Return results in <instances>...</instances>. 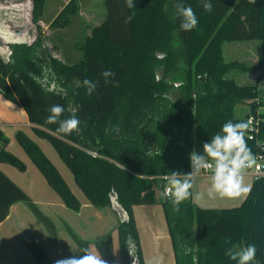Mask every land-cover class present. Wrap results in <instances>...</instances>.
<instances>
[{
	"label": "trees",
	"instance_id": "trees-1",
	"mask_svg": "<svg viewBox=\"0 0 264 264\" xmlns=\"http://www.w3.org/2000/svg\"><path fill=\"white\" fill-rule=\"evenodd\" d=\"M30 2L31 24H36L45 0ZM131 2L135 8L130 9L125 0H104L105 19L84 40L79 48L82 60L74 65L54 56L40 34L30 41L24 6H0V95L24 108L34 133L55 149L91 206L112 210L116 204L123 211L125 219L116 229L120 264H132L126 244L129 235L135 240L139 264H144L133 209L154 205L164 212L176 264H194V256L195 264H239V258L233 260L226 253L252 244L257 252L250 264H264V178L253 182L246 200L235 209L203 210L190 198L176 212L162 196L171 173L183 179L191 172L190 153L194 149L203 153V143L215 134L223 136L222 126L229 121L259 119L257 134L252 137L248 130L245 139L253 154L262 152L264 75L247 85L228 78L230 72L250 73L256 68L226 62L223 46L264 43V0ZM204 3L212 4L211 12L204 11ZM188 5L199 24L184 32L177 6ZM106 72L114 75L105 77ZM171 75L179 87L169 81ZM88 88H93L91 95ZM57 104L63 112L55 123H47L53 115L51 107ZM239 105L247 109L243 118L236 116ZM73 114L81 122L79 132H60L61 123ZM17 141L65 207L79 212V201L42 151L23 134L17 135ZM0 142L7 143L1 132ZM149 149L153 156L146 155ZM2 164L25 171L3 147ZM19 203L28 205L54 233L52 223L0 170V225ZM24 244L36 264H52L34 238ZM79 244L84 255L88 243ZM95 247L106 263L114 260L111 236Z\"/></svg>",
	"mask_w": 264,
	"mask_h": 264
},
{
	"label": "rangeland",
	"instance_id": "rangeland-1",
	"mask_svg": "<svg viewBox=\"0 0 264 264\" xmlns=\"http://www.w3.org/2000/svg\"><path fill=\"white\" fill-rule=\"evenodd\" d=\"M11 4L24 6L27 25L25 34H29L30 41H34L40 34L41 39L50 48L52 54L68 65H74L82 60V54L79 50L80 46L87 37L91 36L92 31L103 23L106 15L104 0H45L41 17L36 24H31L32 8L30 0H0V6ZM64 11H67V13H64ZM223 52L226 62H237L248 69L256 68L254 72L250 73L230 72L228 78H234L239 85L254 83L259 75H264V43H227L223 46ZM259 65L263 66L258 68ZM157 76L158 78L162 77V70L158 71ZM173 77L171 75L169 81L179 87L180 82ZM0 99H2L3 103H8L11 107H14L4 97ZM1 107L0 105V132L7 143L3 146L0 142V150L3 147L5 152L17 158L24 165L25 171L21 172L7 164L1 165L0 169L18 187L23 188L28 194L33 196V199H31L32 203L52 223L54 228V233H50L34 216L29 206L24 204L29 212V219L25 220L24 228L21 229L24 232V236H27L26 239L28 237L37 238L41 245L38 244L43 251L46 250L52 258L62 259L63 257L71 256L74 250L80 251L78 256H81L82 249L79 243H88L89 252L99 256L95 244L111 236L117 246L116 260L114 258L111 263L107 264H120L116 232L119 222L117 221L116 227L112 228L111 221L106 216H103L102 220H100L95 217V212L91 214L82 212L81 208L87 202V199L76 185L72 173L62 162L55 149L48 141L38 137L31 127L28 128L26 126L21 113L18 112L20 115H16L13 118L9 111ZM14 109L16 112L17 109ZM246 113L247 109L244 105H239L236 108V116L238 118H243ZM18 134L25 135L42 151L58 171L71 193L79 201L81 212L65 210L64 214L62 210L58 209L54 200L59 201V196L48 186L40 171L18 143ZM250 180L253 183L254 179L250 178ZM39 184H43L45 191L48 190L50 191L49 193H52L50 194L53 195L52 199L46 197L47 194L44 193V190L41 192ZM223 208L228 209V207ZM100 227L107 230L104 236L99 232ZM140 232L142 239L140 241L141 249L143 248V254L149 264L155 251L153 235L142 224L140 225ZM161 240L162 264H176L173 244L167 235L163 210ZM242 249V247H237L235 252H240Z\"/></svg>",
	"mask_w": 264,
	"mask_h": 264
},
{
	"label": "clouds",
	"instance_id": "clouds-1",
	"mask_svg": "<svg viewBox=\"0 0 264 264\" xmlns=\"http://www.w3.org/2000/svg\"><path fill=\"white\" fill-rule=\"evenodd\" d=\"M249 3L255 4L256 0H248ZM128 7L135 8L131 0H125ZM203 9L206 12L212 11L211 3H204ZM177 14L183 17L181 29L184 32H190L199 24L193 8L188 6H177ZM131 20V16L128 17ZM105 77L114 75V73H103ZM107 82V80H106ZM85 83H89L85 81ZM94 87V86H93ZM93 88H88L87 93L92 94ZM63 107L59 104L51 107L52 116L48 118L47 123H55L56 117H59L63 112ZM80 120L73 114L60 125L59 131L65 134L79 132ZM251 121L240 122L233 124L231 121L222 126L221 131L223 136L215 134L210 141L203 143V153H197L195 149L190 153L192 171L183 174V179L179 173L172 172L171 178L165 180L162 189V196L166 197L172 204L174 211L179 212L180 205L191 199L202 200L204 193L197 192L193 194V180L201 170H211V186L207 191L209 198L220 197H238L242 194H247L250 189L243 184V175L246 169L252 168L256 164V158L248 147L245 133L250 128ZM250 139L252 137H249ZM147 156H153L152 149L146 153ZM160 155V153H155ZM169 174H165L168 176ZM129 255L132 257V264H139V257L135 254V240L129 235L126 238ZM257 248L255 245H249L240 252L229 251L226 255H230L233 260L239 258V264H250L256 257ZM194 264L197 257H193ZM54 264H106L99 256L92 255L85 249V254L82 256H69L58 259Z\"/></svg>",
	"mask_w": 264,
	"mask_h": 264
},
{
	"label": "crops",
	"instance_id": "crops-1",
	"mask_svg": "<svg viewBox=\"0 0 264 264\" xmlns=\"http://www.w3.org/2000/svg\"><path fill=\"white\" fill-rule=\"evenodd\" d=\"M1 100L2 99H0V105L2 106L1 107L2 109L9 111V113L13 116V118H15L16 115H20L19 113H21L23 115L26 126L28 128L31 127L24 108H22L21 106H16L12 103L11 104L14 107H11V105H9L8 103H3V101ZM14 108L17 109L16 112ZM1 171L5 173L3 170ZM5 175L7 176V174ZM250 178L251 177L243 176V184L244 186L248 187L251 190L253 183H251ZM39 186H41L40 190L42 192L44 190V186L43 184H39ZM210 186H211V177H205L199 174L194 177L192 193L195 194L197 192H201L205 194L202 200L197 201L192 199V202L195 207L203 210H214V211L234 209V207L238 208L240 205H242L249 194V193L242 194L238 197H220L219 195H216L215 198H209L207 196V191L210 188ZM49 192L50 191L48 190L47 191L44 190V193L47 194L46 197L52 199L53 195H50L52 193ZM25 193L28 195L30 199H33V196L28 194V192L25 191ZM157 195L159 196V192H157ZM54 201L57 204L58 209L62 210L63 213L66 212L65 210H69L65 207V205L61 200L59 201L54 200ZM223 207H228V209H224ZM81 210L82 212H86L88 214L95 212V217L100 220H102L103 216H106V218H108L111 221L112 228L116 227L117 221L119 222L117 215L110 208L96 209L95 207L91 206L88 203V201L85 202V204H83ZM81 210H79V212H81ZM133 215H134L136 227L138 229L140 241L142 240L140 234L141 224L145 229H147V231L150 234L153 235L155 251L152 257L153 259L151 258V263L149 264H162V240H161L162 239V207L160 205L134 207ZM28 219H29V212L27 207L24 205V203H19L14 205L10 209L7 219L0 225V264H36V261L34 260L33 256L25 247L24 242L27 236H24V232L21 230L22 228H24L25 220ZM164 220H165V216H164ZM166 227H167V235L170 238L167 223H166ZM100 228L101 229L99 230V232L102 236H104L105 233H107V230L104 228L102 229V227ZM35 240H37V238H35ZM37 243H39L38 240ZM113 246H114V258L116 260L115 253L117 246L114 240H113ZM118 248H119V244H118ZM44 252L52 264H54V262L58 260L56 257L52 258L48 254V252H46V250ZM90 253L96 256V254L92 252ZM143 253L144 252L142 248V254ZM78 255H80V251L74 250L71 256H78ZM143 259H144V264H148V261H146L144 254H143Z\"/></svg>",
	"mask_w": 264,
	"mask_h": 264
},
{
	"label": "built area",
	"instance_id": "built-area-1",
	"mask_svg": "<svg viewBox=\"0 0 264 264\" xmlns=\"http://www.w3.org/2000/svg\"><path fill=\"white\" fill-rule=\"evenodd\" d=\"M251 121L249 132L253 137V134H257L258 132V125H259V119H256L255 117L248 118L247 121ZM263 148V147H262ZM264 148L262 149V152L254 154L256 158V164L250 168L246 169L243 176H248L254 179V181H257L259 179L264 178ZM212 171L209 170H201L199 175L205 176V177H211Z\"/></svg>",
	"mask_w": 264,
	"mask_h": 264
},
{
	"label": "water",
	"instance_id": "water-1",
	"mask_svg": "<svg viewBox=\"0 0 264 264\" xmlns=\"http://www.w3.org/2000/svg\"><path fill=\"white\" fill-rule=\"evenodd\" d=\"M112 210L117 214L118 220L120 222L124 221L125 215H124L123 211L120 209L119 206H117L116 204H113L112 205Z\"/></svg>",
	"mask_w": 264,
	"mask_h": 264
}]
</instances>
